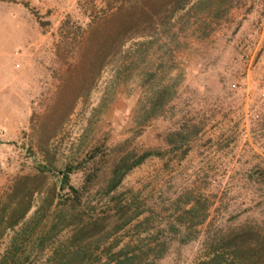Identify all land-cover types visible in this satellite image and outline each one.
<instances>
[{"label": "rangeland", "instance_id": "rangeland-1", "mask_svg": "<svg viewBox=\"0 0 264 264\" xmlns=\"http://www.w3.org/2000/svg\"><path fill=\"white\" fill-rule=\"evenodd\" d=\"M119 1L0 0V218L30 196L0 264H264V0H188L122 44L110 15L116 45L92 79L78 46ZM141 150L155 153L100 197L114 158ZM67 165L72 185L90 177L80 218L45 212ZM96 214L103 229L77 230Z\"/></svg>", "mask_w": 264, "mask_h": 264}, {"label": "trees", "instance_id": "trees-1", "mask_svg": "<svg viewBox=\"0 0 264 264\" xmlns=\"http://www.w3.org/2000/svg\"><path fill=\"white\" fill-rule=\"evenodd\" d=\"M188 0H120L119 4L115 6L114 10H110V14L105 16V14L101 16H97L95 20L90 22L87 29H85V37L82 43L79 44L78 54L81 57H84L86 54L89 56L88 60V69L93 71L92 79L96 77L99 73L100 68L104 64V59L108 57L112 53V49L115 47L114 40L111 39L112 33L104 30L103 26L105 22V18L111 16H115V26L116 32L114 35H118L120 30H124V36L120 39V44L125 40L131 38L133 35L141 34V30L135 29V24H137L138 18H145L146 21L151 20L152 23L155 20L153 17H157L156 13L160 10H165L169 8L170 14H168V18L172 12H176L186 4ZM143 35V34H141ZM118 45V43H117ZM112 55V54H111ZM80 58V57H79ZM197 132V129L192 131V135ZM166 139L169 143L172 144L173 148L176 149L179 147L177 141L187 140L189 138L183 132V128H178L170 131L166 134ZM171 146V147H172ZM155 152L152 150H141L139 152H123L116 156L112 161L107 177L105 181L96 187L94 190L99 194L100 197H106L109 193H111L117 185L122 180L123 176L133 167L140 164L144 159L153 155ZM182 153H185L183 150ZM35 168L37 173L44 175V173L49 172V168L45 163H37L35 164ZM75 169V166H65L62 169L55 170V181L57 182L56 189L52 188V195L48 201L47 208L45 210L46 214H48L50 205L54 200L53 209L56 210L60 208V210L64 207L70 209V214L73 216H77V218L82 217V204L83 199L86 193H88L91 189L89 186V176L85 175L83 181L78 186H74L70 182V174ZM28 192L24 193L26 195H31L35 189H28ZM30 199V196H29ZM29 199H25L22 195L18 198H15V202L13 203L12 208L5 214L4 217L0 218V232L5 229H11L15 225L19 223V221L23 218L24 214L30 207ZM53 210V211H54ZM37 213V210H36ZM141 211L137 210V215L130 216L126 218L120 225L121 228L131 223V221L135 217H139L141 215ZM94 215L90 218L88 217L86 222H83L77 230H83L88 226L93 228L98 223H102L104 221L106 215ZM103 225L95 230V232H99L103 229ZM43 232H37L35 237H30L28 244L36 243L37 240L43 236ZM121 249L114 252V255H119ZM7 253V252H6ZM161 252H157L154 257H159ZM16 255H14L15 257ZM218 256V253H213L207 260H201L197 264H212L215 258ZM135 255L126 253L123 254V260L126 264L128 261H131ZM3 256L2 259H4ZM118 260L113 264H117ZM122 262L121 260L119 261Z\"/></svg>", "mask_w": 264, "mask_h": 264}]
</instances>
